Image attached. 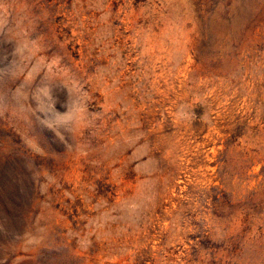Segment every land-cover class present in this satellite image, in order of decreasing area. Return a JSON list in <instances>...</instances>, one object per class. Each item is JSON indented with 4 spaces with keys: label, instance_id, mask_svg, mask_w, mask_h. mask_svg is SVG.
I'll list each match as a JSON object with an SVG mask.
<instances>
[{
    "label": "rangeland",
    "instance_id": "rangeland-1",
    "mask_svg": "<svg viewBox=\"0 0 264 264\" xmlns=\"http://www.w3.org/2000/svg\"><path fill=\"white\" fill-rule=\"evenodd\" d=\"M0 264H264V0H0Z\"/></svg>",
    "mask_w": 264,
    "mask_h": 264
},
{
    "label": "clouds",
    "instance_id": "clouds-1",
    "mask_svg": "<svg viewBox=\"0 0 264 264\" xmlns=\"http://www.w3.org/2000/svg\"><path fill=\"white\" fill-rule=\"evenodd\" d=\"M192 117L193 118H195V112H194V110L192 111ZM55 135L57 136V137H59V133H55ZM61 139V142H63V139L62 138H60ZM82 246V245H81ZM90 246V245H89ZM82 247H84V246H82Z\"/></svg>",
    "mask_w": 264,
    "mask_h": 264
}]
</instances>
